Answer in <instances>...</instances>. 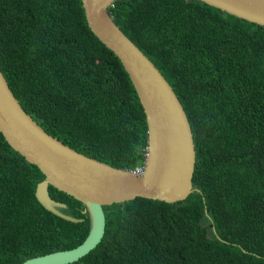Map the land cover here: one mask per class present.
Wrapping results in <instances>:
<instances>
[{
	"label": "trees",
	"instance_id": "obj_1",
	"mask_svg": "<svg viewBox=\"0 0 264 264\" xmlns=\"http://www.w3.org/2000/svg\"><path fill=\"white\" fill-rule=\"evenodd\" d=\"M108 10L186 112L195 188L173 201L103 204L99 241L60 264H264V24L204 0H112ZM0 69L22 107L63 142L119 167L144 158L142 105L81 0H0ZM43 175L0 131V264L70 247L88 231L72 194L48 183L77 220L39 202Z\"/></svg>",
	"mask_w": 264,
	"mask_h": 264
},
{
	"label": "water",
	"instance_id": "obj_2",
	"mask_svg": "<svg viewBox=\"0 0 264 264\" xmlns=\"http://www.w3.org/2000/svg\"><path fill=\"white\" fill-rule=\"evenodd\" d=\"M227 12L264 24V0H204ZM112 0H81L92 32L120 59L142 105L147 145L141 172L91 156L46 131L27 112L0 69V131L43 177L34 194L52 212L70 220L78 217L60 208L65 202L50 195L48 183L80 199L89 214L83 239L70 247L34 254L14 264H60L77 259L92 248L104 232L103 204L136 195L173 201L193 188L195 149L186 112L172 85L143 50L114 21Z\"/></svg>",
	"mask_w": 264,
	"mask_h": 264
},
{
	"label": "built area",
	"instance_id": "obj_3",
	"mask_svg": "<svg viewBox=\"0 0 264 264\" xmlns=\"http://www.w3.org/2000/svg\"><path fill=\"white\" fill-rule=\"evenodd\" d=\"M144 162H145V157L143 158V160L140 163L136 164L134 167L129 168V169H131L132 171H134L136 173H139L143 169Z\"/></svg>",
	"mask_w": 264,
	"mask_h": 264
},
{
	"label": "clouds",
	"instance_id": "obj_4",
	"mask_svg": "<svg viewBox=\"0 0 264 264\" xmlns=\"http://www.w3.org/2000/svg\"><path fill=\"white\" fill-rule=\"evenodd\" d=\"M145 154H146V150H145V152H144V157H145ZM143 160V159H142ZM129 168V167H128Z\"/></svg>",
	"mask_w": 264,
	"mask_h": 264
}]
</instances>
